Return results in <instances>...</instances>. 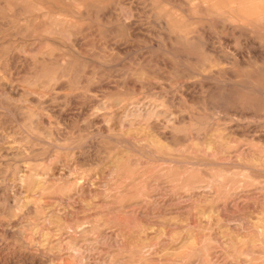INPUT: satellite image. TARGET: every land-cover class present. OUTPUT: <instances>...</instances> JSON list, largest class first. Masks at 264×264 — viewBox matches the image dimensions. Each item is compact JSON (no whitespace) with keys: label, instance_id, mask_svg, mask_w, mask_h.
Listing matches in <instances>:
<instances>
[{"label":"rangeland","instance_id":"rangeland-1","mask_svg":"<svg viewBox=\"0 0 264 264\" xmlns=\"http://www.w3.org/2000/svg\"><path fill=\"white\" fill-rule=\"evenodd\" d=\"M0 264H264V0H0Z\"/></svg>","mask_w":264,"mask_h":264}]
</instances>
